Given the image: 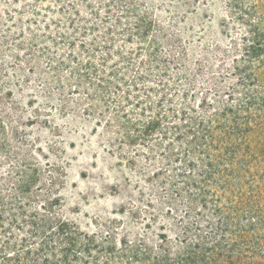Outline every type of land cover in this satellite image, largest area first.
I'll use <instances>...</instances> for the list:
<instances>
[{
	"label": "rangeland",
	"instance_id": "374dc122",
	"mask_svg": "<svg viewBox=\"0 0 264 264\" xmlns=\"http://www.w3.org/2000/svg\"><path fill=\"white\" fill-rule=\"evenodd\" d=\"M133 1L137 11L130 17L147 19L146 36L117 44L149 50L148 86L155 87L156 75L168 85L151 101L163 98L167 112L112 115L102 102L91 110L87 95L102 97L94 77L51 72L45 95L33 86L28 66H19L28 78L21 82L18 68L0 70L4 218L86 264L153 257L160 237L171 255L189 250L179 224L183 211L210 216L214 195L235 200L250 186L249 173L264 172V0ZM45 70L40 64L36 72ZM242 90L249 91V106L242 107ZM203 99L210 106L200 107Z\"/></svg>",
	"mask_w": 264,
	"mask_h": 264
},
{
	"label": "trees",
	"instance_id": "16d2710c",
	"mask_svg": "<svg viewBox=\"0 0 264 264\" xmlns=\"http://www.w3.org/2000/svg\"><path fill=\"white\" fill-rule=\"evenodd\" d=\"M0 6H4L3 23L0 22V70L6 64L18 68L23 74L17 82H21L20 78L28 79L19 67L26 65V72L35 75V89L48 95L50 84L45 76L65 71L72 78L94 77L102 85V97L96 93L87 95L91 110L100 107L98 103L102 102V110L111 111L112 115L123 112L144 116L146 111L155 109L167 112L163 110V98L151 101V95L168 85L155 74V87L148 86V78L154 72L149 50L127 49L126 44H117L119 39L131 43L130 40H143L146 36L143 28L147 19L138 15L130 17L137 11L133 0H0ZM156 28L163 33V39L169 40L163 27ZM116 29L119 30L116 32ZM115 33L119 38L112 37ZM241 39L246 41L244 33ZM116 44L118 49L113 51ZM239 50L234 47L235 52ZM40 64L45 65L44 73L36 72ZM56 81L63 89L60 78ZM241 95L242 107L249 106V91L242 90ZM61 102L63 108L76 109L69 102ZM205 105L210 103L203 99L200 107ZM126 107H129L127 112ZM83 111L89 112L88 108ZM135 123L141 121L136 118ZM248 176L246 185L250 186L247 190L239 189L235 200L223 203L219 201L221 197L214 195L210 216L201 209L183 211L179 224L185 236L182 242L187 243L189 250L171 255L167 238L160 237L153 257L139 253L128 264H264V172ZM206 202L202 203L203 209H207ZM2 208L0 264H86L76 253L70 254L69 248L48 245L43 237L37 241L20 225L5 219ZM123 263L120 260L113 264Z\"/></svg>",
	"mask_w": 264,
	"mask_h": 264
}]
</instances>
